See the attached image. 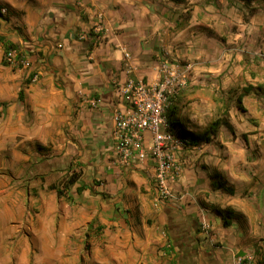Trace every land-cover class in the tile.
<instances>
[{
  "label": "crops",
  "instance_id": "crops-1",
  "mask_svg": "<svg viewBox=\"0 0 264 264\" xmlns=\"http://www.w3.org/2000/svg\"><path fill=\"white\" fill-rule=\"evenodd\" d=\"M2 8L4 35L25 64L0 83V143L39 149L46 170L37 182L47 177L56 199L75 207V234L108 249L104 264L248 255L264 264V0H0ZM100 18L105 31L94 33ZM162 63L186 72L169 129L210 137L178 155L180 198L168 203L155 202L151 160L119 164L112 121L124 108L117 85L156 82ZM69 179L70 198L57 197L51 187Z\"/></svg>",
  "mask_w": 264,
  "mask_h": 264
},
{
  "label": "rangeland",
  "instance_id": "rangeland-1",
  "mask_svg": "<svg viewBox=\"0 0 264 264\" xmlns=\"http://www.w3.org/2000/svg\"><path fill=\"white\" fill-rule=\"evenodd\" d=\"M4 31L0 23V39L10 42ZM2 53L0 42V83H5L2 80L19 72L20 66L3 65ZM164 116L168 120L167 112ZM10 143H0V264H104L108 249H93L89 239L84 244L75 234V207L56 199L47 188V177L44 185L37 182L38 172L46 170L34 154L39 149H29L19 138L15 147ZM29 155L30 165L24 160Z\"/></svg>",
  "mask_w": 264,
  "mask_h": 264
},
{
  "label": "built area",
  "instance_id": "built-area-1",
  "mask_svg": "<svg viewBox=\"0 0 264 264\" xmlns=\"http://www.w3.org/2000/svg\"><path fill=\"white\" fill-rule=\"evenodd\" d=\"M0 13L4 15L6 9H0ZM92 30L94 33L105 31L101 18ZM115 46L122 51L126 59L129 58L124 45L116 41ZM4 58L11 66L23 67L25 64L24 58L15 49L7 50ZM186 68H189V65ZM185 84V71L178 70L175 65L162 63L156 82L128 80L117 85L124 105L122 110H116L112 116L117 160L124 167L152 161L157 203H168L180 198L172 186L180 172L177 157L184 149L194 146L189 139L173 134L164 116L170 98ZM90 104L97 105V100L91 99ZM202 226L207 227L204 221ZM251 261L252 256L248 255L238 259L235 264H250Z\"/></svg>",
  "mask_w": 264,
  "mask_h": 264
},
{
  "label": "trees",
  "instance_id": "trees-1",
  "mask_svg": "<svg viewBox=\"0 0 264 264\" xmlns=\"http://www.w3.org/2000/svg\"><path fill=\"white\" fill-rule=\"evenodd\" d=\"M0 16H2V15L0 14ZM0 42H1L2 46H3L4 54L7 52V50L14 49L16 47L11 42L5 41L3 39L2 40L0 39ZM1 62H2L3 65H7L8 64L4 57H3ZM249 90H250V87L243 88L241 93H240V95H238V97L236 99L237 100V104H238L239 108H241V109H242V106L240 105L241 96L244 95V94H247L249 92ZM165 112H167V118L171 119V117L174 116V114H175V109H174V107L168 105L167 108L165 109ZM219 122L220 121L217 120V121H214L211 124V127H210L211 133L215 132V127L217 125H219ZM224 124H226V123H224ZM189 140H190V142H193V143H198L199 141H203V140L208 142V141H210V137L207 134H205V136H203L202 138H199V137L196 138V137L191 136ZM72 182H73V180L69 179L68 182L62 188H58V187H55V186H52L51 188L55 190V192L57 194V197L65 196L67 199H69L70 196H68L67 191H68L69 184H71ZM219 212L221 214H229L228 211H219ZM223 224L227 225L228 221H226V219H225L223 221Z\"/></svg>",
  "mask_w": 264,
  "mask_h": 264
}]
</instances>
